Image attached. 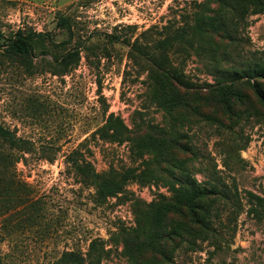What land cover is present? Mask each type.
<instances>
[{"label":"rangeland","instance_id":"rangeland-1","mask_svg":"<svg viewBox=\"0 0 264 264\" xmlns=\"http://www.w3.org/2000/svg\"><path fill=\"white\" fill-rule=\"evenodd\" d=\"M244 3L0 0V126L29 148L6 172L0 167L3 262L55 264L74 252L83 264L93 256L99 264H264V208L250 196L264 205V105L251 87L264 90V79L221 81L264 60V13L235 19L232 5ZM179 28L182 42L154 52ZM17 32L36 36L26 57L5 50ZM70 52L77 61L53 75ZM152 60L192 85L177 86ZM221 92L233 93L228 106ZM110 115L128 129L122 141L96 134ZM84 166L133 175L97 202ZM190 179L218 191L200 202L210 206L209 230L185 208L156 224L157 210ZM156 231L169 236L153 249L163 254L137 249Z\"/></svg>","mask_w":264,"mask_h":264},{"label":"trees","instance_id":"trees-1","mask_svg":"<svg viewBox=\"0 0 264 264\" xmlns=\"http://www.w3.org/2000/svg\"><path fill=\"white\" fill-rule=\"evenodd\" d=\"M244 8H238L235 5H232L231 10L233 13V16L235 19L239 17V20H242L243 18L241 16H244L245 13L248 15H256V14H262L264 13V0H243ZM187 36V32L183 28L176 29L172 31L170 34H167L164 36L162 40H159L155 47L154 52L157 54L166 55L169 51H171L173 44L177 42H182L185 37ZM36 36L32 34H23L22 32H17L13 38H11L6 44V49L9 50L16 55H20L22 57L28 56V54L31 51V44ZM227 39V38H226ZM1 48V45H0ZM146 51V50H145ZM141 51L142 55L151 56V52L149 51ZM77 52H70L66 54L65 56H62L60 60H55V66L58 68H55L52 70L53 75L55 73L61 74L67 71V67L69 65L75 63L77 61ZM156 67L162 69L163 76L167 77L169 80H171L174 84L181 88H189L192 84L187 81L185 76H183L181 73L178 72V70L169 67L165 68L162 67L157 60H152ZM51 65V64H50ZM246 79L248 83H250L252 80L256 81L257 79H264V60L253 62L252 65H249L243 70V72H236L233 71L232 73H229V76L225 77V79H222V82H229L230 84L238 82L239 80ZM253 95L258 100V102L262 105H264V90L258 85V84H251ZM228 89V87L225 85L221 87L220 90ZM221 94L225 97H222L223 104L226 105L229 99L232 98L233 93L231 92H221ZM238 95V94H237ZM128 129L125 127L123 121L118 118L114 117L113 115H110L104 126H102L100 129L96 131V134H99V136L102 139H112L114 140H120L122 141L124 139L125 134L127 133ZM0 143L3 147V150L0 153V167L1 169L6 172L7 169H9L16 161L19 160V157H21V154H19L22 151H28L29 148L26 146L25 142L18 141L13 133L0 126ZM81 174L83 176H90L92 177V182L95 184L96 193L95 197L98 201H104L109 197H113L116 194H118L123 186L132 178L133 170H126L123 174H113L110 173L107 176L97 175L93 174L91 168L88 166H84L80 168ZM189 179V178H188ZM12 183H9L7 181H4L2 183V190L7 192L11 190ZM175 196L174 199L171 202H168L166 207L159 208L157 210V218H156V224L159 223L160 220L167 219V215L169 213H176V214H182V208H185L187 212L189 213L190 220L194 224H199L202 228V231L206 232L210 228V222H211V216H210V206H202L200 204L202 199H205L209 195H213L214 193H218L216 188H213V191L210 189H207L205 187L199 188L196 186L195 180L190 179L185 184H183L180 188L174 190ZM256 202L257 206L259 208H264L263 200L260 198H257L255 196L250 195ZM164 210V214H162ZM202 211V214L200 213ZM255 211V210H254ZM199 212V216H198ZM161 217V218H160ZM142 229L147 230L146 225L139 226V232L142 235ZM172 234L180 235V232H178L175 228L171 230ZM169 238L167 234L163 232L156 231L155 234H153L150 237H147L141 244L138 245L137 249H140L142 247H149L151 252L154 253H160L161 252H155L153 249L154 247L162 248L161 241ZM97 244L96 242H93L89 247L88 255L90 258H92V254L96 251ZM94 263L93 264H99L100 262V256H93ZM84 259L82 256H80L77 253L74 252H63L55 264H83ZM0 264H7L3 262L0 258Z\"/></svg>","mask_w":264,"mask_h":264}]
</instances>
